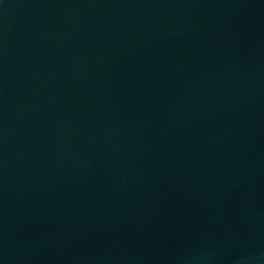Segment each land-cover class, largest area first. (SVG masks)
Instances as JSON below:
<instances>
[{
    "label": "water",
    "instance_id": "95a60500",
    "mask_svg": "<svg viewBox=\"0 0 264 264\" xmlns=\"http://www.w3.org/2000/svg\"><path fill=\"white\" fill-rule=\"evenodd\" d=\"M0 264H264V0H0Z\"/></svg>",
    "mask_w": 264,
    "mask_h": 264
}]
</instances>
